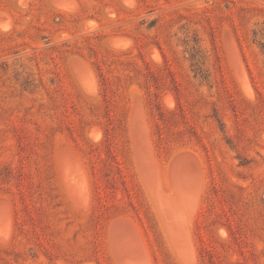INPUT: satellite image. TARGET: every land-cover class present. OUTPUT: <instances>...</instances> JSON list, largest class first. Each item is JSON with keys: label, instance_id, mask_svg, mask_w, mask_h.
I'll use <instances>...</instances> for the list:
<instances>
[{"label": "rangeland", "instance_id": "374dc122", "mask_svg": "<svg viewBox=\"0 0 264 264\" xmlns=\"http://www.w3.org/2000/svg\"><path fill=\"white\" fill-rule=\"evenodd\" d=\"M0 264H264V0H0Z\"/></svg>", "mask_w": 264, "mask_h": 264}]
</instances>
